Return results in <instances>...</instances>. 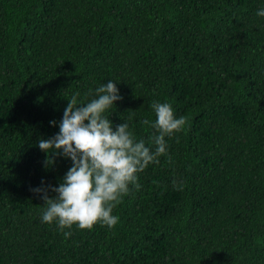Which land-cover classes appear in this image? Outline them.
I'll return each mask as SVG.
<instances>
[{"label": "trees", "instance_id": "1", "mask_svg": "<svg viewBox=\"0 0 264 264\" xmlns=\"http://www.w3.org/2000/svg\"><path fill=\"white\" fill-rule=\"evenodd\" d=\"M260 0H0V264H264V17ZM259 25V27H258ZM116 79L110 114L137 138L151 100L184 115L109 228L42 223L56 185L39 138L74 92ZM173 178L183 181L173 185ZM48 195H54L49 190ZM67 230V229H65Z\"/></svg>", "mask_w": 264, "mask_h": 264}, {"label": "clouds", "instance_id": "2", "mask_svg": "<svg viewBox=\"0 0 264 264\" xmlns=\"http://www.w3.org/2000/svg\"><path fill=\"white\" fill-rule=\"evenodd\" d=\"M262 6L255 15L264 17ZM259 27V25H258ZM116 79L90 86L81 95L74 92L59 121L58 131L47 138H39L37 146L45 152L44 166H51L55 157L70 159L71 164L56 185L44 184L31 191L44 201L39 216L42 223H55L65 237L76 228H92L96 223L115 226L120 217L114 207L131 188L139 189L138 173L149 163H159L161 155H169L166 137L183 130L184 115H177L170 101L151 100L155 119L143 117L141 123L153 131L145 138H137L129 119L114 123L110 114L115 102L122 99ZM173 185L182 187L183 181L173 178ZM49 190L54 195L49 196ZM67 229V230H65Z\"/></svg>", "mask_w": 264, "mask_h": 264}]
</instances>
